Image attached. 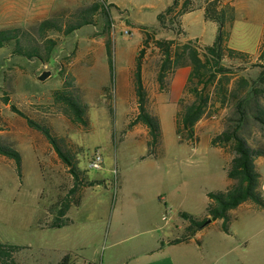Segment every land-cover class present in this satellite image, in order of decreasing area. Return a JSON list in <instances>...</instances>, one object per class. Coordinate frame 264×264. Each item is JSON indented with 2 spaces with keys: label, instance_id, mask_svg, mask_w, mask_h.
I'll return each instance as SVG.
<instances>
[{
  "label": "rangeland",
  "instance_id": "374dc122",
  "mask_svg": "<svg viewBox=\"0 0 264 264\" xmlns=\"http://www.w3.org/2000/svg\"><path fill=\"white\" fill-rule=\"evenodd\" d=\"M93 1L0 0V29L28 28L55 11L76 10ZM103 1L110 18L101 17L97 24L65 36L51 32L59 42L47 62L16 53L14 42L0 48V142L17 148L23 158L20 178L15 161L0 153V242L21 246L12 255L15 264H58L66 254L75 258V264H151L154 257L150 253L162 240L186 232L189 221L181 213L205 217L208 192L225 191L231 182L227 176L233 157L230 147L213 146L210 141L237 123L233 120L240 116L237 98L210 107L195 126L196 140L181 142L176 114L180 100L192 98L185 93L190 67L169 70L161 85V50L153 41L143 42L145 30L159 38L180 32L176 24L162 28L158 20L173 0ZM222 2L229 45L250 55L249 61L226 57L223 63L236 71L232 83L239 75L254 79L260 70L254 64L264 61L260 59L264 0ZM41 5L51 11L35 13ZM185 24L191 32L202 34L205 42H215L219 23L205 20L203 11L189 14ZM126 30L133 33L128 35ZM108 40L112 42L113 70ZM197 44L206 51L208 44ZM142 50L147 107L158 115L162 128L157 155L148 147L147 126L136 120L135 73ZM44 70L52 73L40 80ZM56 91L83 103L85 125L64 101L56 100ZM12 105L48 124L81 172L82 186L60 220V205L74 185L73 176L44 134ZM240 133L253 148L263 151L257 164L264 193V129L249 119ZM97 152L102 156L100 168L91 166ZM255 211L240 212L229 223L230 231L236 233V257L253 259L259 253L264 257V208ZM61 220L62 226H53ZM220 225L212 222L201 232L206 238L220 232ZM255 232L260 234L241 237Z\"/></svg>",
  "mask_w": 264,
  "mask_h": 264
},
{
  "label": "trees",
  "instance_id": "16d2710c",
  "mask_svg": "<svg viewBox=\"0 0 264 264\" xmlns=\"http://www.w3.org/2000/svg\"><path fill=\"white\" fill-rule=\"evenodd\" d=\"M192 5L193 0H173V3L158 15L160 26L162 28H173L172 26L175 24L178 26L177 18L192 8ZM205 7L207 18L219 23L218 36L212 45L206 46V51H203L196 42L180 41L175 38H159L147 30H145L143 42L150 43L153 41L161 50L163 58L158 73V81L161 85H164L169 70L184 66L190 67L185 93L191 95L192 98L190 100L182 98L180 109L176 114V133L181 142L196 140L195 126L206 115L210 107L216 106L217 103L225 105L228 99L237 98L236 108L240 116L233 119L237 123L230 124L224 131L211 139L213 146L230 147L233 157L227 170V176L233 182L225 191L208 192L210 201L205 217L198 218L187 211L182 212L181 216L189 221L186 232L179 238L167 242L162 240V247L167 243L188 241L199 230L218 219H223L220 225L221 229L230 232L229 223L234 219L232 210L246 201L254 202L258 209L264 208L263 174L257 164V156L263 154V151L253 148L240 133L241 128L249 119H253L264 129V61L254 64V66L260 67L254 79L239 75L232 83L236 71L225 65L223 60L226 57H232L249 61L250 55L246 51L238 50L229 45L230 31L225 26L226 15L222 0H208ZM101 17L110 18L108 6L103 0H94L76 10L61 9L28 28H1L0 48L14 42L16 53L30 59L39 57L47 62L59 42L58 38L50 36L51 32H58L65 36L85 25L97 24ZM107 47L110 54V67L113 70L111 40H108ZM143 53L142 50L138 56L135 73L136 93L139 99V113L136 120L147 126L148 147L151 154L157 155V150L162 141V128L158 115L151 112L147 107L148 94L142 77ZM260 59L264 60V51L261 52ZM54 97L56 100L64 101L71 108L78 122L83 125L86 124L87 112L78 98L64 91L54 92ZM12 108L24 116L32 127L44 134L73 176L74 185L60 205V220L67 214L76 192L82 186L81 172L70 152L48 124L33 119L15 105H12ZM0 153L15 161L17 175L21 178L23 176L21 152L15 147L0 142ZM63 224L61 220L53 226H62ZM20 248L19 245L0 242V264H15L11 258L13 253ZM58 264H75V259L70 254H66Z\"/></svg>",
  "mask_w": 264,
  "mask_h": 264
},
{
  "label": "crops",
  "instance_id": "0c3cea01",
  "mask_svg": "<svg viewBox=\"0 0 264 264\" xmlns=\"http://www.w3.org/2000/svg\"><path fill=\"white\" fill-rule=\"evenodd\" d=\"M207 1L208 0H193L192 8H190L188 11L184 12L177 18L178 26L180 27V32L177 35L170 36V38L184 39L185 41H191L196 43L197 41H200L201 43L212 45L214 42L211 44L205 42L204 36L202 34L191 32L189 29H187L185 24V18L189 14L197 10L203 11L205 20L207 21L211 20L206 16L205 6ZM44 7L45 6L43 5L39 6L38 7L39 9L34 10V12L45 13L51 11L47 9L45 10ZM218 32L219 29L217 26V33L215 38H217ZM184 33L186 34V37H182ZM232 182L233 181L231 180L229 186L232 184ZM258 210L260 209L257 208L254 202L246 201L242 203L240 206H238L236 209L232 210V213L234 214V219H236L238 217L237 215L240 212H244V211L257 212ZM214 222L222 223L223 219H218L213 221V223ZM202 230H204V228L199 230L196 233V235L188 241H182L173 244L167 243L163 247L160 244V246L156 250L150 253L154 257V260L151 264H261V260L264 258L262 257L261 253H259L258 256L254 257L253 259L245 255L244 257H236L233 254L234 247L236 246L234 244L237 242L234 238L236 233L231 231L226 232L224 230H220V232H216L213 235H210L205 238V235H203V232H201ZM257 234L260 233L259 232L248 233L247 236L245 234V236H241V237L242 238H248L251 236L255 237V235ZM262 235H264V233ZM176 238L179 237H175L174 239ZM169 240H173V239H168L164 241L167 242ZM242 253L246 254L244 251H242ZM251 260H253L254 263H252Z\"/></svg>",
  "mask_w": 264,
  "mask_h": 264
},
{
  "label": "built area",
  "instance_id": "2783aa9c",
  "mask_svg": "<svg viewBox=\"0 0 264 264\" xmlns=\"http://www.w3.org/2000/svg\"><path fill=\"white\" fill-rule=\"evenodd\" d=\"M126 34L131 35L133 32L130 30L125 31ZM102 156L100 155L99 152H97L94 156V158L91 160V166L95 168H100L102 166Z\"/></svg>",
  "mask_w": 264,
  "mask_h": 264
},
{
  "label": "water",
  "instance_id": "95a60500",
  "mask_svg": "<svg viewBox=\"0 0 264 264\" xmlns=\"http://www.w3.org/2000/svg\"><path fill=\"white\" fill-rule=\"evenodd\" d=\"M51 71H49V70H44L39 76H38V78L40 79V80H46L50 75H51Z\"/></svg>",
  "mask_w": 264,
  "mask_h": 264
}]
</instances>
